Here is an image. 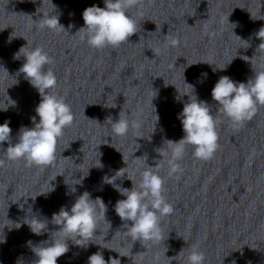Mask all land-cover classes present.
Wrapping results in <instances>:
<instances>
[{
  "label": "water",
  "instance_id": "obj_1",
  "mask_svg": "<svg viewBox=\"0 0 264 264\" xmlns=\"http://www.w3.org/2000/svg\"><path fill=\"white\" fill-rule=\"evenodd\" d=\"M50 56L58 81L50 91L64 97L74 120L58 140L52 166L9 162L4 152L8 143L0 145V159L5 160L0 167V239H6L0 243V264H33L37 257L31 247L50 241L51 233L59 230L52 223L53 214L62 206L70 210L85 191L93 200H103L111 227L101 219L87 246L69 240V251L57 264H87L97 251L106 261L114 257L121 264H186L194 244L204 253V264H264V107L243 126L234 127L212 100L216 78L118 59ZM24 62L23 56L17 60L14 54L0 55V108L7 104L5 93L16 102L7 111L0 110V124L10 121L13 144L21 127H34L31 118L41 99L18 72ZM185 83L219 117V148L212 159L203 161L193 157L191 145L186 146L181 171L172 176L167 164L159 167L174 211L161 220L164 240L142 245L126 234V222L115 212V203L125 197L114 185L131 189L130 179L138 180L146 164L159 166L167 158L166 140L183 138L178 114L189 102L185 94L192 91ZM121 111L141 123L124 137L114 135L106 121L110 116L115 122ZM154 114L159 116L157 123ZM98 160L102 168L95 167ZM124 167L126 174L114 177ZM105 177H113L114 184L105 183ZM50 187L53 190L47 192ZM33 217L47 222L43 235H35L25 223Z\"/></svg>",
  "mask_w": 264,
  "mask_h": 264
},
{
  "label": "clouds",
  "instance_id": "obj_2",
  "mask_svg": "<svg viewBox=\"0 0 264 264\" xmlns=\"http://www.w3.org/2000/svg\"><path fill=\"white\" fill-rule=\"evenodd\" d=\"M142 4L143 0H104V7L95 5L87 7L82 13L84 27L80 28L76 34H79L89 47L96 50L119 47L129 42V38L137 33V22L128 12ZM51 6L55 10V5L51 3ZM40 12H43L42 18L35 21L39 30L65 31L58 15ZM235 26L233 24V27ZM256 36L264 41V27L256 33ZM11 39L12 37H9V42ZM169 43L176 45L178 41L170 39ZM259 48H264V42L259 45ZM21 56L25 58V62L18 72L23 73L31 86L38 90L41 99L35 108L36 116L31 118L34 127H21L16 143L13 144L11 141L10 121L6 120L0 124V145L8 143L4 150L7 161L23 160L27 166L44 168L54 165L57 159L58 140L62 137L64 129L73 123L74 114L64 97L50 91L57 87L58 81L50 67L54 60L44 47L35 46L29 49L27 41V45L22 46L14 54V59L18 60ZM242 59L248 60V57H242ZM253 71L254 75L247 80V83L235 82L226 75L221 76L211 90L212 100L219 106V113L234 127L243 126L246 121L253 118L259 107H264V69L253 67ZM15 83L18 81L15 80ZM186 85L192 90L185 94L188 95L189 102L184 104L182 112L178 114L183 127V138L178 141H165L168 146V151L165 153L167 158L159 166L150 167L146 164V167L139 172L138 180L127 176L132 181L131 189L114 185L116 191L125 197L115 203V212L121 221L126 222L124 224L127 229L126 234L133 241H140L142 245L159 244L164 240L161 220L174 211L165 196V178L159 174V167L167 164L169 176H172L181 171L180 161L184 157L186 146L191 145L193 157L203 161L212 159L219 148L217 132L219 117L212 114L206 101L198 100L193 94L194 89L191 85ZM5 95L7 104L0 108L3 111H7L9 106L16 105L15 101L11 100L6 93ZM155 111L154 108V113ZM36 117H39L38 122ZM154 117L157 123L159 116L154 114ZM106 121L111 124L112 133L120 137L126 136L130 129H138L141 126L139 121L130 120L122 111L115 122L110 116ZM3 166H5V160L0 159V167ZM95 167L102 168L103 165L98 160ZM125 174L126 167L118 170L114 177H123ZM104 180L108 184H114L115 181L113 177H105ZM52 190L50 187L47 192ZM72 191L74 192L75 188ZM106 212L107 207L103 200L99 197L93 200L87 191L75 200L70 210L62 206L52 217V223L58 225L59 230L51 233L50 241H42L31 247L37 257L33 264H57L58 258L69 251L67 243L69 240H75L77 245L87 246L88 242L93 241L96 236L99 221L104 219L106 223H109L105 218ZM25 223L35 235H43L47 231V222L36 217L26 220ZM20 226L16 224V228ZM4 242L6 239H0V243ZM28 243L31 246L32 242ZM110 250L117 252L120 257H127L115 249ZM204 261V253L199 251L197 245H192L186 264H204ZM87 264H121V260L109 257L106 261L103 254L97 251L88 257Z\"/></svg>",
  "mask_w": 264,
  "mask_h": 264
}]
</instances>
